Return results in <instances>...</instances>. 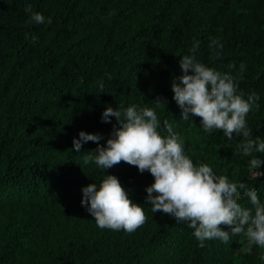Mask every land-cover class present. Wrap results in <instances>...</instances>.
<instances>
[{
    "label": "trees",
    "instance_id": "trees-1",
    "mask_svg": "<svg viewBox=\"0 0 264 264\" xmlns=\"http://www.w3.org/2000/svg\"><path fill=\"white\" fill-rule=\"evenodd\" d=\"M32 4L25 9L23 0H0V264H264V248L242 251V234L201 247L187 222L153 213L149 171L124 161L105 170L83 160L120 126L114 116L102 121L107 106L153 107L161 124L167 119L184 137L194 163L257 188L264 200V175L251 178L250 157L236 150L242 135L209 134L191 113L184 121L171 87L182 74L181 57L196 44V58L210 67L238 75L243 63L239 90L260 97L248 125L253 138H264V0ZM33 11L52 23H24ZM214 38L222 48L210 46ZM81 130L103 139L77 153L73 138ZM107 173L144 207L146 222L133 233L99 228L81 204L83 187ZM239 202L251 207L246 197Z\"/></svg>",
    "mask_w": 264,
    "mask_h": 264
},
{
    "label": "clouds",
    "instance_id": "clouds-1",
    "mask_svg": "<svg viewBox=\"0 0 264 264\" xmlns=\"http://www.w3.org/2000/svg\"><path fill=\"white\" fill-rule=\"evenodd\" d=\"M23 7L33 8L32 0H23ZM45 22L51 24V17L46 18L39 11L31 12L24 20L26 24ZM210 46L222 48L223 44L214 38ZM197 47L198 44L193 46V54L181 57L182 74L174 76L171 84L173 98L182 109L181 118L192 119L190 113L199 116L202 118L200 128L209 134L222 130L228 140L242 135L236 150L250 157L248 172L251 178L257 179L264 175L261 167L264 156L255 155L264 153V138H253L247 115L258 106L259 94L251 93L245 98L239 90L245 71L243 63L238 75L218 70L196 58ZM113 116L120 126H114L106 145L98 143L95 150L85 152V164L94 162L100 169L107 170L124 161L137 166L141 173L149 171L154 177V182L146 187L151 211L169 214L178 223L187 222L201 247L207 240L228 243L233 236L242 234L246 238L243 252L250 254L253 246L264 248V200L257 188L218 174L208 163H194L186 152L184 137L167 119L161 124L153 107L130 104L113 108L109 105L101 118L110 122ZM102 139L99 133L81 130L79 137L73 138V147L79 153L86 142ZM82 192L81 204L101 229L133 233L146 222L143 205L133 201L114 174L107 173L99 183L83 187ZM243 197L251 207L239 202ZM222 224L231 226V231L222 228Z\"/></svg>",
    "mask_w": 264,
    "mask_h": 264
},
{
    "label": "built area",
    "instance_id": "built-area-1",
    "mask_svg": "<svg viewBox=\"0 0 264 264\" xmlns=\"http://www.w3.org/2000/svg\"><path fill=\"white\" fill-rule=\"evenodd\" d=\"M259 177H262V175H261V176H259Z\"/></svg>",
    "mask_w": 264,
    "mask_h": 264
}]
</instances>
